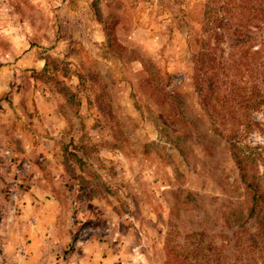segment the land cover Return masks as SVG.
Wrapping results in <instances>:
<instances>
[{"label": "rangeland", "instance_id": "374dc122", "mask_svg": "<svg viewBox=\"0 0 264 264\" xmlns=\"http://www.w3.org/2000/svg\"><path fill=\"white\" fill-rule=\"evenodd\" d=\"M207 1L0 0V264H163L243 218L192 86Z\"/></svg>", "mask_w": 264, "mask_h": 264}, {"label": "trees", "instance_id": "16d2710c", "mask_svg": "<svg viewBox=\"0 0 264 264\" xmlns=\"http://www.w3.org/2000/svg\"><path fill=\"white\" fill-rule=\"evenodd\" d=\"M216 2L208 0L203 7L191 79L198 105L229 145L244 190L245 215L212 234L218 248L202 245L208 235L194 233L193 248L182 260L168 251L163 264H264V187L256 173L257 161L264 163V121L252 119L255 113L264 119V0ZM215 119L222 129L214 126ZM251 131L262 135L261 145L241 144Z\"/></svg>", "mask_w": 264, "mask_h": 264}, {"label": "crops", "instance_id": "0c3cea01", "mask_svg": "<svg viewBox=\"0 0 264 264\" xmlns=\"http://www.w3.org/2000/svg\"><path fill=\"white\" fill-rule=\"evenodd\" d=\"M37 243H38V242H36V244H37ZM36 244H35V243L33 242V240L31 239V241H30V247H29L30 250H29V249H28V250H29L30 252H34L35 250H37V248H36V246H35ZM40 244H42V242H40ZM38 249H39V248H38Z\"/></svg>", "mask_w": 264, "mask_h": 264}]
</instances>
